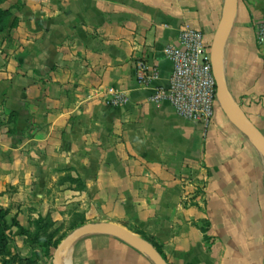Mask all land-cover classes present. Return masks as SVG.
Returning <instances> with one entry per match:
<instances>
[{
	"label": "crops",
	"instance_id": "crops-1",
	"mask_svg": "<svg viewBox=\"0 0 264 264\" xmlns=\"http://www.w3.org/2000/svg\"><path fill=\"white\" fill-rule=\"evenodd\" d=\"M33 4L5 41L0 69V207L26 191L40 198L60 191L59 179L69 174L85 190L72 185L56 206L75 204L86 220L139 230L167 264H264L258 149L215 106L204 127L151 99L169 83L166 48L184 27L210 46L223 0ZM262 22L264 0H238L221 64L231 101L264 136V44L256 40ZM139 63L155 66L157 78L138 82ZM115 93L125 103L112 104ZM190 168L197 182L187 188L202 197L185 200L180 174L189 176ZM70 260L153 264L107 234L79 239Z\"/></svg>",
	"mask_w": 264,
	"mask_h": 264
},
{
	"label": "rangeland",
	"instance_id": "rangeland-1",
	"mask_svg": "<svg viewBox=\"0 0 264 264\" xmlns=\"http://www.w3.org/2000/svg\"><path fill=\"white\" fill-rule=\"evenodd\" d=\"M37 1L0 0V53L2 57L5 54V41L11 38L12 30L20 20L18 16L22 13L23 8L26 7L27 3L32 2H34L32 6H35ZM45 1L50 2L53 0ZM4 63L5 58L0 57V69L4 67ZM215 107V109L220 110L217 102ZM188 170L189 176L180 174L182 183L186 187L182 191V198L185 200L192 197L201 198V191L187 188L197 182L196 175H192L193 170L191 168ZM59 181V185L62 187L60 191L58 189L50 190L41 198L34 195L35 190H31V193L26 191L25 195L17 197L16 202L11 201L10 205L0 207L6 212L5 225L7 227L6 248L0 244V264H51L57 247L67 235L84 224L100 222L86 220L84 213L78 212V207L75 204L56 206L54 204L55 197H61L60 199L64 200L63 194L70 191L72 185L78 189L77 192H84L85 190L84 187L80 188V180L71 177L69 174L63 175ZM15 193L21 194L20 191ZM44 201H46L48 207L43 205ZM33 204L34 206H32ZM46 208L48 209L47 212L45 211ZM53 211L60 214V218L56 221H53L52 218ZM14 221L17 225L13 224ZM130 228L135 232L134 234H141L139 230L133 229L131 226ZM60 262L62 263V259H60Z\"/></svg>",
	"mask_w": 264,
	"mask_h": 264
},
{
	"label": "built area",
	"instance_id": "built-area-1",
	"mask_svg": "<svg viewBox=\"0 0 264 264\" xmlns=\"http://www.w3.org/2000/svg\"><path fill=\"white\" fill-rule=\"evenodd\" d=\"M257 43L264 44V22L256 28ZM166 58L171 65L168 86L157 89L154 102H167L180 117L207 127L216 104V87L210 65V46L200 32L182 28L177 35V44L168 46ZM155 66L139 63L136 80L147 83L157 78ZM111 103H125V98L115 93Z\"/></svg>",
	"mask_w": 264,
	"mask_h": 264
},
{
	"label": "water",
	"instance_id": "water-1",
	"mask_svg": "<svg viewBox=\"0 0 264 264\" xmlns=\"http://www.w3.org/2000/svg\"><path fill=\"white\" fill-rule=\"evenodd\" d=\"M237 5L238 0H223L222 15L210 45V65L216 87V102L228 122L258 149L264 159V136L231 101L222 71L221 54L236 17ZM95 234H107L122 239L145 253L153 264H167L152 244L127 229L108 222L84 224L74 229L57 247L51 264H62L60 255L64 250L72 247L79 239Z\"/></svg>",
	"mask_w": 264,
	"mask_h": 264
},
{
	"label": "trees",
	"instance_id": "trees-1",
	"mask_svg": "<svg viewBox=\"0 0 264 264\" xmlns=\"http://www.w3.org/2000/svg\"><path fill=\"white\" fill-rule=\"evenodd\" d=\"M5 217H6V212L0 209V244L3 245L4 248H6L5 241L7 239V235H6L7 227L5 225ZM13 224L17 225L15 221L13 222ZM152 245L156 249V251L161 255V257L165 260V256L162 253L161 249L157 245L154 244Z\"/></svg>",
	"mask_w": 264,
	"mask_h": 264
},
{
	"label": "bare ground",
	"instance_id": "bare-ground-1",
	"mask_svg": "<svg viewBox=\"0 0 264 264\" xmlns=\"http://www.w3.org/2000/svg\"><path fill=\"white\" fill-rule=\"evenodd\" d=\"M70 249H71V247H69L68 249L64 250L62 252V254L60 255V259H62V264H71Z\"/></svg>",
	"mask_w": 264,
	"mask_h": 264
}]
</instances>
